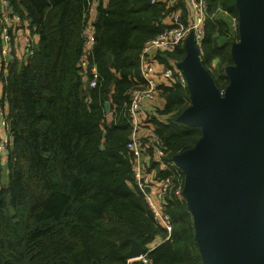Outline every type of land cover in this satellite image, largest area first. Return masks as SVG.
<instances>
[{"label":"trees","instance_id":"16d2710c","mask_svg":"<svg viewBox=\"0 0 264 264\" xmlns=\"http://www.w3.org/2000/svg\"><path fill=\"white\" fill-rule=\"evenodd\" d=\"M9 2L37 31L39 41L26 60L11 61L3 84L13 125L0 166L6 174L0 183V264H203L186 200L165 196L172 230L163 240L166 232L133 183L126 148L129 91L142 85L139 54L144 42L167 26L163 20L172 5L163 0L97 4L92 52L99 77L89 86L88 75L79 70L88 0ZM206 3L200 59L222 89L238 33L215 14L220 7L237 16L235 0ZM184 54L180 45L155 58L168 64ZM159 90L163 105L156 100L147 104L141 122L160 137L170 160L193 147L201 129L177 119L190 104L187 88L161 82ZM145 149L156 176L172 174L153 160L151 146ZM131 239L144 248L163 241L148 253L147 263L127 262Z\"/></svg>","mask_w":264,"mask_h":264},{"label":"water","instance_id":"95a60500","mask_svg":"<svg viewBox=\"0 0 264 264\" xmlns=\"http://www.w3.org/2000/svg\"><path fill=\"white\" fill-rule=\"evenodd\" d=\"M235 7L238 40L231 45L224 95L204 68L192 34L178 62L190 104L177 119L199 126L201 136L173 161L184 174L203 264H264V0H235ZM144 252L131 239L125 258Z\"/></svg>","mask_w":264,"mask_h":264},{"label":"built area","instance_id":"2783aa9c","mask_svg":"<svg viewBox=\"0 0 264 264\" xmlns=\"http://www.w3.org/2000/svg\"><path fill=\"white\" fill-rule=\"evenodd\" d=\"M163 1L168 7L175 1H184L187 6V18L184 22H181L179 13L177 22H173L177 19L174 16L162 31L144 42L138 58L142 85L129 91V103L125 111V117L131 127L126 148L131 157L133 183L142 193L154 221L166 232V237L163 240H167L172 230V223L164 208V199L169 193L174 198L185 199L183 192L184 174L174 163L173 157L170 160L165 159L162 140L151 127L144 126L141 120L144 117L147 104L160 96L159 84L161 82L175 83L187 88L185 74L178 67L180 60L163 64L156 61V53L166 55L173 52L176 47L184 45L187 37L192 34L193 42L200 55L205 22L209 15L206 0ZM151 2H154V0H151ZM99 3L104 4L105 2L104 0H88L83 14L84 24L81 29L82 57L79 62V70L81 74L88 75L87 82L89 86H95L99 77L92 52L94 44L92 18ZM10 7L9 0H0V166L3 165L2 160L8 152L11 142L10 118L8 117L6 94L3 92L7 69L15 57L18 60H25L34 52L36 47L34 30L20 15L11 13ZM212 15L214 16V13ZM215 16L221 18L227 16L230 29L238 33L237 16L230 15L229 12L220 7L217 8ZM225 89L226 87L219 89L221 95H224ZM144 135L148 137L147 143L144 142ZM150 146L155 154L153 160L161 166L162 170H167L170 173L172 171V174L161 177L155 175V169L148 165L151 157L145 149ZM145 188H148V190H145ZM163 240H158L154 245L145 248V252L136 259L147 263L149 261L148 253L159 241ZM129 261L127 260V262Z\"/></svg>","mask_w":264,"mask_h":264},{"label":"crops","instance_id":"0c3cea01","mask_svg":"<svg viewBox=\"0 0 264 264\" xmlns=\"http://www.w3.org/2000/svg\"><path fill=\"white\" fill-rule=\"evenodd\" d=\"M104 2H106V0H104ZM184 8H185V12H184ZM11 9H12V11L10 10L11 13H13V14H18L17 12H15V11L13 10L12 6H11ZM174 11H175V12H174ZM173 12H174V13H173ZM172 13H173V14H172ZM179 13H180V21H181V22H184L185 19L187 18V16H186V14H187V6H186V4H185L184 1H178V2L175 1V2L172 4V11L170 12L169 16L163 20L164 23L167 25V24L170 22V20L173 19L174 16H176L177 19H175L173 22H177V21H178V17H179ZM171 14H172V16H171ZM18 15H19V14H18ZM34 40H35V43H36V45H37V43H38V41H39V35H38L37 31H34ZM161 56H162V54H161ZM164 56H165V55H164ZM162 57H163V56H162ZM163 58H164V57H163ZM155 59H156V58H155ZM25 60H26V59H25ZM156 61H157V62H160V61L157 60V59H156ZM160 63H163V62H160ZM163 64H165V63H163ZM214 64H215V63H214ZM156 101H158V105H163V103H164V100H163V97H162V96H161V97H158V98L156 99ZM151 102H155V101H154V100L150 101V102L148 103V106H149V105L151 106Z\"/></svg>","mask_w":264,"mask_h":264},{"label":"rangeland","instance_id":"374dc122","mask_svg":"<svg viewBox=\"0 0 264 264\" xmlns=\"http://www.w3.org/2000/svg\"><path fill=\"white\" fill-rule=\"evenodd\" d=\"M223 17H224L223 19L227 20V16H223ZM2 169H3V171H2ZM5 176H6V174H5V167L2 166V168L0 167V177H1L0 183H5V181H6L5 180L6 179Z\"/></svg>","mask_w":264,"mask_h":264}]
</instances>
